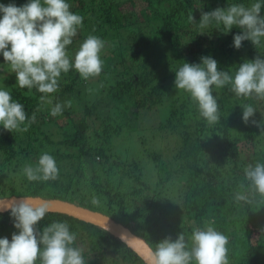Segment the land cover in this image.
I'll return each mask as SVG.
<instances>
[{
	"label": "trees",
	"instance_id": "16d2710c",
	"mask_svg": "<svg viewBox=\"0 0 264 264\" xmlns=\"http://www.w3.org/2000/svg\"><path fill=\"white\" fill-rule=\"evenodd\" d=\"M3 1L16 6L28 2ZM66 2L70 11L83 17L78 30H89L104 41L102 72L85 80L70 68L61 74L58 90L43 101V94L35 88H19L13 77L0 83V89L9 91L28 117L27 131L8 132L0 126V199H57L100 212L123 224L150 249L166 237L175 240L179 233L191 246L192 231L213 222L228 237L229 264H261L264 197L248 189L245 169L264 164V100L237 98L227 86L213 88L219 120L210 126L189 95L175 88L174 80L183 63L199 64L201 57L215 59L218 70L229 74L246 60L264 59V38L260 46L245 40L236 49L233 37L242 34L241 29L233 27L224 33L215 24L199 27L202 12L231 4L248 7L260 2L264 16V0ZM128 14L133 18L128 19ZM191 15L195 22L189 21ZM93 81L97 83L91 86ZM73 99H82L75 117L68 109ZM166 99L170 105L164 108ZM58 103L67 104V110L52 117L51 109ZM245 105L256 110L248 124L241 119ZM251 120L262 125L257 127ZM143 129H155L157 143L167 144L146 152L144 160L152 168L121 158L112 147L120 133ZM141 147L146 151L143 142ZM44 153L55 159L58 178L28 181L24 167L35 166ZM238 192L250 202H237ZM93 197L99 204H92ZM52 222H65L76 234L73 246L82 249L85 264H145L107 231L68 215L47 212L37 227L42 231ZM13 233L18 230L10 212L0 213V238L11 241Z\"/></svg>",
	"mask_w": 264,
	"mask_h": 264
},
{
	"label": "clouds",
	"instance_id": "9594fccd",
	"mask_svg": "<svg viewBox=\"0 0 264 264\" xmlns=\"http://www.w3.org/2000/svg\"><path fill=\"white\" fill-rule=\"evenodd\" d=\"M261 3L246 7L244 4H231L226 8H216L202 12L199 20L201 29L215 24L222 26L224 33L233 27L242 30L234 35L233 47H242L248 40L260 46L264 38V16L260 15ZM83 17L70 11L66 0H28L22 6L0 4V55L11 73L15 74L16 84L21 89L35 88L43 101L49 94L58 90V80L70 68L78 72L82 79L100 75L103 61L100 58L104 41L89 35L79 46L70 61L67 46L73 43L81 27ZM190 22H195L193 16ZM204 33V32H201ZM174 86L187 93L195 102L201 118L211 126L218 122V102L213 88L228 87L237 98L264 100V59L257 56L251 61L239 64L234 74L218 70L217 61L211 57H201L199 64L183 63L175 72ZM51 103V101H49ZM242 122L248 124L256 112L251 105H245ZM61 104H56L50 112L55 117L62 113ZM28 119L21 103L13 100L9 91L0 89V126L8 132L27 131ZM260 127L261 122L251 120ZM25 125L24 127H21ZM23 174L28 181H55L59 175L56 161L48 153L42 154L35 166L26 165ZM245 179L251 192L264 197V164L256 163L245 169ZM237 202L249 203L242 192L235 195ZM92 204L99 201L93 197ZM0 211H9L13 226L11 241L0 238V264H85L82 249L74 247L76 234L70 232L65 222H52L38 229L39 222L49 211V204L35 201L31 197L10 200L0 205ZM195 228L191 234V246L185 235L179 233L175 240L166 237L156 244L155 249L145 248L147 264H229L228 237L213 226ZM124 234L121 235L123 240Z\"/></svg>",
	"mask_w": 264,
	"mask_h": 264
},
{
	"label": "rangeland",
	"instance_id": "374dc122",
	"mask_svg": "<svg viewBox=\"0 0 264 264\" xmlns=\"http://www.w3.org/2000/svg\"><path fill=\"white\" fill-rule=\"evenodd\" d=\"M3 3H4V1L0 0V4H3ZM127 16H128V19L131 17V15H129V14ZM134 17H135V15H134ZM131 18H133V17H131ZM80 29H82V28H80ZM89 35H92V34H89V30H85V31H79L78 30L77 35L74 37L75 41L73 39V43L71 44V47H70V50H71V53H70L71 57L70 58H71V60L74 58V55H75L76 51L79 49V46L82 44L83 40L86 39ZM82 38H83V40H82ZM159 50L160 51H157V52L161 53V48H159ZM145 53H147V52H145ZM1 62L2 63H0V83L4 82L6 80H9L10 77H13V79L15 80L16 79L15 74L11 73L9 66L7 64H5L4 61H1ZM162 65H163V68L165 69L166 66H165L164 62ZM96 83H97L96 81H93L91 86L96 85ZM82 99H84V97ZM82 99H80L79 101H81ZM169 100L170 99L165 100V103L163 104L164 108H166L167 106L170 105V103L168 102ZM79 101L73 99L70 107H68L67 104L62 103V106H63L62 108L67 110V107H68L72 116L75 117L77 112L79 113V111H81V106H82L81 102L82 101L81 102H79ZM160 108H161V106H160ZM162 112H164V110H162ZM67 118L65 116V119L63 117V118L59 119V121L64 122V120H65V122H66ZM148 124H151V123H148ZM55 129H56V127L52 128L53 131H55ZM54 139L58 140L57 137H54ZM171 139H174V137H172ZM141 142H143V148H145L146 151L142 150ZM168 144L170 147L174 146L172 140L168 141ZM166 145L167 144L162 143V142L157 143V131H155V129H149V130L143 129V130H137V131L129 132V133L125 132L124 134L122 132V133H120V135L117 138H115L112 141V147L114 149V152L118 155H122L121 158L128 159V160H135V161L139 162L141 165L146 166V168H148V167L152 168V164L149 163V161L144 160V159H147V157H148L146 152L152 148L154 150H158L159 148H166ZM136 204L139 205V202L136 201ZM111 220H113V219H111ZM113 221L115 223H117L115 220H113ZM119 224H121V223H119ZM121 225H123V224H121ZM262 254H263V260H262L261 264H264V249L262 250Z\"/></svg>",
	"mask_w": 264,
	"mask_h": 264
},
{
	"label": "water",
	"instance_id": "95a60500",
	"mask_svg": "<svg viewBox=\"0 0 264 264\" xmlns=\"http://www.w3.org/2000/svg\"><path fill=\"white\" fill-rule=\"evenodd\" d=\"M28 197H16L11 196L9 198L0 199V205L6 204L10 200H20ZM35 201H44L49 204V211L52 213H59L68 215L80 221L97 226L109 234L113 235L121 242H123L128 248L134 251L143 261L147 264L145 259V248H149L148 245L139 237L135 236L128 228L119 223H115L110 217L100 213L91 211L87 208L57 199H44L40 197H31ZM8 211H0L4 213ZM124 234L123 240L120 238Z\"/></svg>",
	"mask_w": 264,
	"mask_h": 264
}]
</instances>
